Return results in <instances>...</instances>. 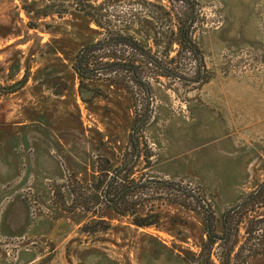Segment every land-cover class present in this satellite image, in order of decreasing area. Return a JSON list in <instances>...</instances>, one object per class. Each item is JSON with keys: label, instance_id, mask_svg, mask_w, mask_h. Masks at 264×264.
<instances>
[{"label": "rangeland", "instance_id": "374dc122", "mask_svg": "<svg viewBox=\"0 0 264 264\" xmlns=\"http://www.w3.org/2000/svg\"><path fill=\"white\" fill-rule=\"evenodd\" d=\"M195 1L193 40L206 81L195 82L197 63L183 58L176 67L185 80L152 81L151 116L140 135L151 156L146 164L142 155L130 174L203 193L220 231L224 210L264 183V0ZM43 9L39 0L30 13L20 0H0V264H200L204 217L162 199L169 191L148 227L107 211L108 230L88 236L81 227L89 216L60 209L56 193L67 179L92 181L100 158L112 167L123 162L146 110L133 84L82 88L75 55L104 30L82 13L58 18ZM132 27L152 46L137 18ZM171 48L170 57L177 44ZM220 251L209 264H219ZM245 264H264V254Z\"/></svg>", "mask_w": 264, "mask_h": 264}, {"label": "trees", "instance_id": "16d2710c", "mask_svg": "<svg viewBox=\"0 0 264 264\" xmlns=\"http://www.w3.org/2000/svg\"><path fill=\"white\" fill-rule=\"evenodd\" d=\"M27 12H32L38 0H20ZM44 2L41 15L54 14L62 18L71 10L89 17L104 30L105 37L84 44L74 58L73 69L85 82L104 81L116 86H136L144 97L146 112L135 119L129 134V151L123 162L112 167L109 159L100 158L92 181L67 179L56 193L62 199L64 212L79 211L89 216L81 231L88 236L105 232L109 228L104 213L113 211L130 216L133 224L148 227L159 221L155 203L162 197L184 208H198L204 217L206 240L198 255L200 264H209L213 250L220 248L219 264H245L246 260L264 254V183L244 196L234 206L224 210L217 229L218 219L204 194L181 185L174 180H161L151 176L131 177L136 162L149 164V153L142 152V127L150 118L149 100L152 98V81L161 77L185 80L176 63L179 58L194 60L198 66L195 82L204 83L205 65L201 49L193 40L198 15L195 0H39ZM154 1V2H153ZM140 12H150L152 20L141 19ZM136 18L146 30L142 33L152 46L147 45L130 31ZM154 21L160 31L153 30ZM167 25L162 30L163 25ZM153 30V31H152ZM173 43L175 55L170 57ZM187 80V79H186ZM148 110V111H147ZM55 193V192H54ZM70 200L67 207L65 198ZM161 199V198H160ZM61 201V200H60ZM194 206V207H192ZM70 209V210H69ZM244 236L240 239V232Z\"/></svg>", "mask_w": 264, "mask_h": 264}]
</instances>
